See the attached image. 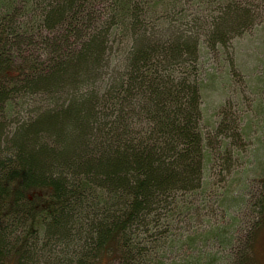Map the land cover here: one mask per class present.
Wrapping results in <instances>:
<instances>
[{
	"label": "trees",
	"instance_id": "1",
	"mask_svg": "<svg viewBox=\"0 0 264 264\" xmlns=\"http://www.w3.org/2000/svg\"><path fill=\"white\" fill-rule=\"evenodd\" d=\"M255 2L0 0V264H260L264 174L242 232L233 235L234 214L199 237L171 227L194 216V199L207 202V169L247 129L227 135L206 121L204 133L200 90L211 76L199 57L202 42L228 46L255 27ZM90 119L97 148L71 159L58 123L80 134ZM186 193L193 199L180 201ZM236 198L225 192L220 205L237 214Z\"/></svg>",
	"mask_w": 264,
	"mask_h": 264
},
{
	"label": "rangeland",
	"instance_id": "2",
	"mask_svg": "<svg viewBox=\"0 0 264 264\" xmlns=\"http://www.w3.org/2000/svg\"><path fill=\"white\" fill-rule=\"evenodd\" d=\"M255 3H259L255 7L260 10L262 18L255 27L243 32L241 36L234 37L230 42L227 41L228 46L217 44L210 48L202 42L203 48L200 50L199 57L203 64L201 68L203 70L206 68L211 76L202 81L203 85L200 90L204 133L210 132L206 126L208 124L206 121H214L215 126L219 130L223 128V134L227 135L239 133L241 128L245 126L247 129L244 135H240V139L236 140L231 136L226 138L230 155L224 156V158L226 160L232 159L231 164H228L226 160L221 161L218 157V162L210 164L209 169H207L206 173L207 175L210 174L212 179L211 188L207 194V202L203 203L200 198L194 199L191 209L194 212L191 215L194 216L191 219L185 217L180 222L175 221L171 226L172 229L181 231L183 234L195 233L199 237L210 227V224H221L228 220L229 215L234 214L239 222L233 230V235H236L247 228L248 222H251L252 217L256 215V209H258L248 206L249 192L260 190L255 180L264 174V5L261 4L262 1L260 0H256ZM213 14L216 15V11H213ZM198 41H201L200 37ZM118 47L115 42L111 46L107 43L104 48L106 52L100 61L101 69H105L108 61L114 60ZM116 58L117 56L115 60ZM90 62L91 59L87 60L85 65L90 67ZM199 78L201 77L193 76L191 81L197 82ZM111 80L109 73L104 76L101 75L99 78V82H104V85L109 84ZM210 83L215 84V86L210 87ZM102 93H96L98 98ZM104 101H106L104 98L97 99L99 104L104 103ZM104 110L97 107L94 118L96 120L98 116L100 118L101 116L97 114V111ZM80 116L84 117L83 113L79 114ZM105 120L108 118L106 117ZM94 121V119H90L87 128L83 132L81 130L80 134L74 124L59 121V127L67 135V142H70L67 146L62 147L63 151L66 152L65 155L73 159L77 155L81 156L88 147L89 149L97 148L95 145L98 143V138L95 139V136L99 127H97L98 123H94ZM232 127L235 128L232 129ZM86 129L88 131L85 132ZM219 139L218 134L214 144L216 154L219 151H217ZM46 147L51 150H59L57 145H51V143ZM218 156H220V151ZM225 192L240 197L241 200L236 198V204L238 203L235 207L238 210L237 214L220 205V200ZM262 192L264 193L263 189ZM189 199H193V196L191 193H186L180 198V201ZM172 207V205L166 207L163 213L164 217H170L173 212ZM258 245L260 264H264V227L258 238ZM208 246L211 247L210 241ZM110 264L117 263L111 262Z\"/></svg>",
	"mask_w": 264,
	"mask_h": 264
}]
</instances>
